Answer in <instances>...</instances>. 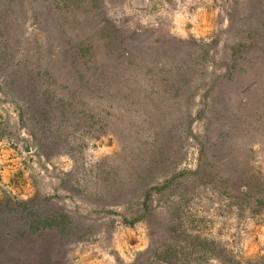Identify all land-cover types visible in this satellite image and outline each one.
Masks as SVG:
<instances>
[{
  "label": "rangeland",
  "instance_id": "obj_1",
  "mask_svg": "<svg viewBox=\"0 0 264 264\" xmlns=\"http://www.w3.org/2000/svg\"><path fill=\"white\" fill-rule=\"evenodd\" d=\"M0 264H264V0H0Z\"/></svg>",
  "mask_w": 264,
  "mask_h": 264
},
{
  "label": "trees",
  "instance_id": "obj_2",
  "mask_svg": "<svg viewBox=\"0 0 264 264\" xmlns=\"http://www.w3.org/2000/svg\"><path fill=\"white\" fill-rule=\"evenodd\" d=\"M202 41V43H200L202 46H203V40H201ZM196 42H198L199 43V40L198 41H196ZM208 43V42H207ZM200 45V46H201ZM217 48V46H216V44H214L213 43V49L215 50ZM181 64V63H180ZM183 65H187V66H189L190 64L189 63H187V62H183ZM199 66V65H198ZM177 69L179 70V72H178V76L179 75H181L182 73H181V66L180 67H177ZM193 70H194V68H193ZM197 71H198V69H197ZM195 74V73H194ZM191 78V76H184V77H182L181 79H180V77L178 78V80H177V82L178 83H176V84H183L184 82H187L188 81V79H190ZM196 78V74H195V76L193 77V80ZM180 79V80H179ZM182 86V85H181ZM226 120V119H225ZM226 121H229V120H226ZM163 260V259H162Z\"/></svg>",
  "mask_w": 264,
  "mask_h": 264
}]
</instances>
